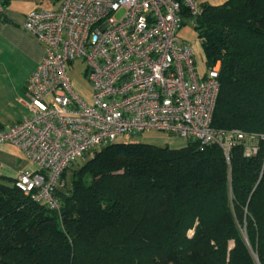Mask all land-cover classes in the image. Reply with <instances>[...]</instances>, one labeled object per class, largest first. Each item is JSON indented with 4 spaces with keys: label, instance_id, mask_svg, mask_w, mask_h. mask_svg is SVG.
Segmentation results:
<instances>
[{
    "label": "trees",
    "instance_id": "obj_1",
    "mask_svg": "<svg viewBox=\"0 0 264 264\" xmlns=\"http://www.w3.org/2000/svg\"><path fill=\"white\" fill-rule=\"evenodd\" d=\"M200 6L204 64L219 62L211 125L254 136L256 154L117 141L68 185L62 172L59 214L0 177V264H264V0Z\"/></svg>",
    "mask_w": 264,
    "mask_h": 264
},
{
    "label": "built area",
    "instance_id": "obj_2",
    "mask_svg": "<svg viewBox=\"0 0 264 264\" xmlns=\"http://www.w3.org/2000/svg\"><path fill=\"white\" fill-rule=\"evenodd\" d=\"M200 14L196 0H60L55 8L28 11L22 27L42 44L43 55L24 90L30 114L0 129V143L14 146L36 169L20 173L14 186L59 214L56 191L66 168L108 144L149 133L217 145L227 161L237 144L254 156V136L211 125L219 62L199 71L191 43L179 35ZM75 59L90 84L82 94L67 74Z\"/></svg>",
    "mask_w": 264,
    "mask_h": 264
},
{
    "label": "crops",
    "instance_id": "obj_3",
    "mask_svg": "<svg viewBox=\"0 0 264 264\" xmlns=\"http://www.w3.org/2000/svg\"><path fill=\"white\" fill-rule=\"evenodd\" d=\"M196 1L200 4L220 5L227 0ZM59 2L60 0H6L0 16V129L11 126L30 114L29 102L24 90L43 55L42 44L22 27L25 14L35 9L55 8ZM185 25L180 28L179 35L191 43L192 37L197 35L192 26L190 28ZM198 42L200 45L199 39ZM200 49L203 55L201 45ZM202 59L204 64V56ZM197 68L201 71L204 67L199 69L197 66ZM150 134L136 136L133 140L147 143L146 140L150 137L147 135ZM169 137L174 138V136ZM185 142L183 140L180 146H166L178 148ZM35 169V165L27 161L14 146L0 143V177L15 179L20 173Z\"/></svg>",
    "mask_w": 264,
    "mask_h": 264
},
{
    "label": "rangeland",
    "instance_id": "obj_4",
    "mask_svg": "<svg viewBox=\"0 0 264 264\" xmlns=\"http://www.w3.org/2000/svg\"><path fill=\"white\" fill-rule=\"evenodd\" d=\"M121 13L117 14V17H120ZM185 26H189V24H186ZM191 28V27H190ZM200 40V39H199ZM191 45L193 47V50L195 51V58H196V65L200 68L204 67L203 64V55L201 53L200 45L198 42L197 37H192ZM198 56V58H197ZM67 74L69 78L71 79L73 83L74 89L80 93L81 91L87 92L90 89V84L86 78V73H85V65L83 64L82 60L80 59H75L73 63H68L67 64ZM150 134V133H149ZM161 135V136H160ZM146 141L148 144H154V145H169V146H180L181 143L183 142L182 139H178V137L170 138L164 133H153ZM139 137V136H138ZM84 160L78 159L76 162L71 164L65 171V183L68 185V181L70 179V173L72 168H76L77 166L82 165Z\"/></svg>",
    "mask_w": 264,
    "mask_h": 264
}]
</instances>
